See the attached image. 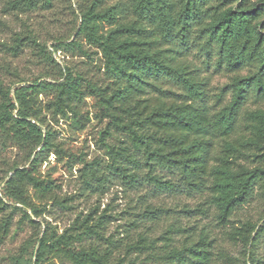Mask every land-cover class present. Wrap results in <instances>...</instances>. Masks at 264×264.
Listing matches in <instances>:
<instances>
[{"label": "trees", "instance_id": "16d2710c", "mask_svg": "<svg viewBox=\"0 0 264 264\" xmlns=\"http://www.w3.org/2000/svg\"><path fill=\"white\" fill-rule=\"evenodd\" d=\"M70 1L75 39L94 48L92 54L100 59L89 56L76 40L71 46L96 64L102 81L69 66L58 67L56 83L23 86L13 95L0 81V145L20 147L28 163L10 170L5 190L31 207L28 189L41 200L57 202L62 176L72 172L87 188L100 191L108 187V175L130 188L141 181L160 192L183 188L203 196L199 206H206V213L213 209L225 238L249 245L251 252L264 222L258 229L250 220L235 226L231 219L256 189L264 196V0ZM53 2L3 0V10L14 16L50 11ZM14 42L16 51L22 39L16 35ZM209 71L227 77L211 95ZM42 94L50 98L43 102ZM46 114L63 121L69 133L62 137L45 122ZM92 129L105 148L104 166L88 158L84 142L73 143L87 141L81 134ZM43 165L48 166L44 171ZM31 211L40 216L34 207ZM105 225L106 216L99 215L83 218L58 236L47 229L38 240L35 264L53 258L122 264L108 247H99ZM7 226L2 223V238ZM91 239L96 243L74 250V242ZM148 242L140 234L130 249L140 250ZM211 244L201 231L190 246L173 248L169 255L178 264H211ZM250 260L259 264L253 253Z\"/></svg>", "mask_w": 264, "mask_h": 264}, {"label": "rangeland", "instance_id": "374dc122", "mask_svg": "<svg viewBox=\"0 0 264 264\" xmlns=\"http://www.w3.org/2000/svg\"><path fill=\"white\" fill-rule=\"evenodd\" d=\"M68 1L54 0L50 11L37 9L14 16L4 12L3 0H0V81L4 87L11 89L12 95L23 86L56 83L61 77L59 68L64 70L65 66L74 68L93 81H102V73L96 64L71 46L76 40L89 56L95 52L82 39H75L77 22ZM248 1L254 3L256 0ZM16 35L22 39V44L15 51ZM91 57L100 59L97 54ZM205 75L210 77V95L227 81L223 73L209 71ZM41 97L43 102L50 98L48 94ZM248 107L254 105L250 103ZM45 122L59 131L62 137L69 133L63 121H52L49 114H46ZM96 133L97 129L89 130L81 134L87 141L73 143L77 146L84 142L88 158L97 159L104 166L108 158L105 148L96 141ZM107 142L116 144L114 140ZM48 160L50 164L54 163L52 156ZM27 166V155L20 147L10 142L3 147L0 145V264H35L38 240L44 231L48 229L58 236L72 227H78L83 218L90 216L93 219L99 215L106 216L99 247L102 250L108 247L114 259H123L122 264H178L169 251L190 246L201 231L212 240L211 264H256L250 260L252 253L259 264H264V231L259 232L251 252L249 245L231 243L225 238L224 229L216 224L213 209L208 208L206 213L204 209L207 207L199 206L203 196L189 195L183 188L175 192H160L144 181L137 188H130L115 176L108 175L109 185L100 191L87 188L78 174L72 172L62 176L60 187L56 190L57 202L41 200L32 189H28L26 201L40 213L39 217H34L31 207L21 204L12 192L4 188L11 169ZM47 168L43 165L42 171ZM160 174L176 180L168 173ZM146 206L153 211L147 213ZM247 220L256 223L258 229L263 225L264 196L260 189L255 190L251 201L239 208L231 219L235 226ZM3 222H7L8 226L2 238ZM69 232L76 233L74 230ZM140 234L145 235L150 244L148 242L140 250L130 249ZM92 243L96 241L74 242L73 248L78 251ZM43 264L71 263L64 258H53Z\"/></svg>", "mask_w": 264, "mask_h": 264}]
</instances>
